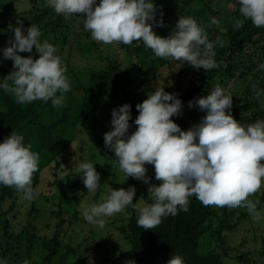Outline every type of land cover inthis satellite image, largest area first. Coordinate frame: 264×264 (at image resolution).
<instances>
[{
    "label": "clouds",
    "instance_id": "clouds-1",
    "mask_svg": "<svg viewBox=\"0 0 264 264\" xmlns=\"http://www.w3.org/2000/svg\"><path fill=\"white\" fill-rule=\"evenodd\" d=\"M239 12L257 28H264V0H237ZM57 15L66 20H83L91 39L103 44L131 45L142 41L159 58L184 61L196 70L207 72L219 67L214 48L223 41L210 42L205 25L191 17L180 16L167 37L156 35L153 29L155 11L153 0H47ZM74 14H83L77 19ZM163 26L162 21L155 22ZM209 25L219 27L215 17ZM243 27L240 20L234 29ZM14 39L2 51L13 62L11 86L0 83V89L14 95L18 104L40 100L51 101L53 107L64 104L65 93L71 91L67 68L56 55L57 48L35 25L27 29L14 28ZM35 46L39 58H23L17 53H31ZM264 70V64L259 65ZM6 77V78H7ZM4 80V79H2ZM257 96L264 89L253 85ZM232 98L219 84L206 95L195 100L200 112L206 113L198 124L182 131L171 117L181 111V100L174 94L156 87L147 98L136 105L139 113L129 134L132 119L130 105L124 104L111 112L112 130L103 136L104 146L113 152L120 170L129 177L149 185L152 202L139 209L137 224L145 230L158 226L162 219L179 211L187 212L189 198L195 196L204 206L245 208L253 220H264V208L259 200H252L264 185V120L243 126L232 117ZM189 108L193 101H189ZM39 153L32 151L24 137L12 131L0 143V185L14 187L26 201L36 198L32 187L33 174L38 171ZM154 167L159 186L152 185L146 176L145 165ZM75 171L81 177L87 195H95L101 187L100 175L91 162H81ZM134 187L114 190L107 186V194L99 203L82 211L84 219L103 229L105 218L121 213L128 206L135 208ZM0 264H6L0 259ZM24 264H29L28 260ZM133 264V262H129ZM167 264H184L180 255H172Z\"/></svg>",
    "mask_w": 264,
    "mask_h": 264
},
{
    "label": "rangeland",
    "instance_id": "rangeland-1",
    "mask_svg": "<svg viewBox=\"0 0 264 264\" xmlns=\"http://www.w3.org/2000/svg\"><path fill=\"white\" fill-rule=\"evenodd\" d=\"M98 3L99 0H97ZM8 4L12 13L20 15L21 25L25 26V29L31 25L37 26L41 32V41L47 40L57 48L56 55L61 58L62 64L67 68L66 76L71 83V91L64 94L63 104V109L68 108L69 119H73L80 112L78 103L83 98L82 87L89 84V75L92 72L105 70L109 56L118 57L122 79L120 87L129 93L131 98L142 94L146 99L148 93L154 91L156 87H160L181 100L180 113L170 119H179L176 124L182 131H187L190 127L198 124L200 119L206 115L198 110L195 103L192 108H189L188 103L180 98L187 92L190 84L184 80L179 85L177 81L179 70L176 69L172 72L165 66L159 69L157 76H147L143 79L139 71L145 69V66L135 55L122 51L121 44H103L91 39L90 33L84 29L83 20H66L63 15H57L48 6L47 0H0V12H4V7ZM238 6L240 5L237 0L156 1L160 16L170 15V20L175 23L182 15L191 16L198 23L205 25V31L211 29L213 36L219 37L218 39L223 41V47H227L228 38L227 27L225 21L222 20L229 15H234ZM74 15L77 19L85 18L83 14ZM35 16L41 19L35 21ZM212 17L220 21L219 27L209 25L208 22ZM2 24V17H0V26ZM7 46V43H3L0 50ZM225 55L227 54L225 53ZM0 56L4 70L12 67L13 62L3 57L2 51H0ZM29 56L34 60L39 58L35 46H33V51L28 54ZM13 71H15L14 68L10 69L5 76V81L11 84L12 79L7 76ZM1 75L0 71V81ZM238 75L237 71L235 78H231L227 82L225 89L233 96L232 117L241 123L239 119L249 118L254 111L264 110V93H261L257 98L247 96V88L250 86V80H253V74H249L246 79L239 78ZM251 88L254 93L253 87ZM120 98L121 94L114 104L107 108L105 114H110L115 108L123 106ZM32 103L45 105L51 102L50 100L48 102L37 100ZM248 103L250 107L245 108L244 106ZM36 109L38 112L41 110L38 106ZM63 109L56 107L51 111L49 118L43 117L40 122L47 125L49 122L57 121L62 117ZM83 119L84 116L78 118L74 128L61 138L62 152L57 159L40 171V180L35 189L36 198L26 201L23 196L19 197L15 209L7 215L11 231L16 234L23 233L24 237L11 247L4 246L5 252L2 256L0 255V259H4L6 264H24L25 260H28L29 264H43V257L48 254L45 245L51 241L57 231H59V243L54 244L52 241L50 243L55 245L58 253L50 264H60V260H63L64 264H129V262L138 264L136 258L131 254V243L119 230L123 229L125 233L132 214L131 210L126 208L121 213L106 217L103 229L88 223L82 215L85 207L101 201V197L107 194V186L114 190L121 188L126 190L128 187H132L131 177L126 178L120 170L118 162L102 154L108 150L104 146L103 136L112 130V126L107 129V120L102 119L93 130L96 141L101 144L103 150L101 151L91 142L89 134L82 125ZM30 125L28 129L33 127ZM32 129L33 131L30 130L28 133L34 134L35 137L36 131L34 128ZM134 131L135 128L130 125L129 134ZM81 162L93 163L95 170L100 175L99 184L101 187L94 196L87 195V189L75 171ZM145 167L146 174H149L148 178L152 181L155 178L152 177L155 176L154 167L147 164ZM60 185L64 187L61 188ZM263 190L264 185L249 198L254 201L259 200L257 196ZM10 204V200H4L0 195V214L6 211ZM145 204V201L139 199L135 205L134 213L139 215V209ZM218 208L220 207L210 206L213 211ZM234 209L235 213L229 220H232V224H236L235 228L225 233L226 247L229 251L226 254H223L222 250H216V252L222 254L223 264H264V220L259 222L253 220L246 214L245 208ZM227 210L231 213L233 208H227ZM60 221H63V226L61 229H57L56 225ZM221 221H223V217L219 212L218 216L212 220V231L206 234L207 240L200 242L203 252L210 250L216 243L214 231L219 227ZM28 224L34 226L35 231L29 229L22 232V228ZM30 235H34V238L27 239Z\"/></svg>",
    "mask_w": 264,
    "mask_h": 264
},
{
    "label": "trees",
    "instance_id": "trees-1",
    "mask_svg": "<svg viewBox=\"0 0 264 264\" xmlns=\"http://www.w3.org/2000/svg\"><path fill=\"white\" fill-rule=\"evenodd\" d=\"M156 1L153 0L155 4ZM239 7H237L234 15H229L222 20L225 21L227 27L228 45L227 47L217 45L214 48L216 53L214 59L219 67L207 72H204L202 69L196 70L182 60L175 61L172 58L162 59L156 57L150 49L140 43L141 41H134L131 45L121 44L120 47L122 51L131 53L138 60H141L145 69H141L139 74L143 79L147 76H157L161 67L167 66L172 72L176 69L179 70L177 73L179 85L184 80L190 84L187 92L180 96L187 103L193 101L194 104L196 99L206 97L217 84L225 88L227 82L231 78H235L237 71L239 72L238 77L242 79H246L251 73L253 74V80H250V86L247 88V96L257 98L256 91L252 93L251 87L256 85L258 88L264 89V70L259 69V65L264 64V28H257L250 20L244 19L239 12ZM4 10V12H0L3 23L0 26V48L3 43H7L10 46L8 42L14 39L12 30L18 26H22L20 15L12 13L9 4L4 7ZM155 14L157 20L162 21L163 25H165L164 36L160 37H167L173 31L176 23L170 20V15L160 16L157 7ZM34 19L38 21L41 18L35 16ZM236 20H240L243 23V27L239 30L234 29ZM206 32L208 33L210 42L219 40V37L213 36L214 34H212L211 29H207ZM28 54L18 53L23 58H27ZM11 66L8 70H4L0 56V71L2 72L0 83H8L11 86L10 82L5 81L6 74L10 69H13V64ZM121 80L118 57L112 58L109 56L107 68L92 72L89 75V84L82 87L83 98L78 103L80 112L73 119H69L68 108L63 109V105L60 107L63 109L62 117L57 121L49 122L47 125L40 121L43 117L49 118L51 111L56 108L53 107L52 103L45 105L40 103L18 104L13 94L10 92L6 93L0 89V143L3 142L5 137L10 136L13 131L24 137V143L26 145L30 144L32 151L39 153V168L32 178L34 191L40 180V171L57 159L62 152L61 138L74 128L76 121L81 116H84L82 125L89 134L91 142L103 151L101 144L95 139L93 130L102 119L107 120H105L107 122L106 127L109 129L111 126V113L105 114V111L109 106L114 104L121 94L120 101L122 104H129L131 106L130 115L132 119L129 121V124L136 128L134 120L139 114L136 110V105L142 103L145 99L142 94L131 98L129 93L120 87ZM36 106L41 108L40 112H38ZM244 107L249 108V103ZM172 120L174 123L179 122V119ZM258 120H264V110L254 111L249 118L239 119L243 124H253ZM29 125L33 126L32 128L36 131L35 137L34 134L30 135L28 133L30 130L33 131L32 128L28 129ZM102 154L116 160L114 153L109 150L102 152ZM146 176L147 178L150 177L149 174H146ZM131 179L132 187L136 188L133 203L136 205L137 201L142 199L146 204H150L152 200L148 194L149 185L140 180ZM150 183L159 186L160 182L153 178ZM60 187L63 188L64 186L60 185ZM0 195L2 199L11 201L10 207L0 214V255L2 256L5 252L4 246L11 247L20 242L24 237L23 233L16 234L13 233L14 231H11L9 219L6 218L15 209L18 198L23 196V194L18 192L14 187L0 185ZM257 197L261 202L258 207L263 208L264 190ZM189 201L187 212L179 211L175 216L169 215L163 218L158 226L150 230L139 227L137 224L139 215L134 213L135 208L132 206L127 207L131 210L132 214L128 220L125 233L123 229L119 230L125 235L126 240L131 243V254L136 258L138 264H167V261L173 254L182 256L184 264H223L222 254L217 253L216 250H222L223 254L229 251L226 247L225 233L235 228L236 224H232V220H229L233 217L235 209L233 208L234 211L232 210L231 213L228 212L227 207L218 208V210L213 211L210 209V206L202 205L195 196L190 197ZM219 212L222 214L223 221L219 223V227L214 231L215 246L213 245L210 250L203 252L200 242L207 240L208 236L206 234L212 231V220L218 216ZM246 214L250 216L248 212ZM62 226L63 221H60L56 225V228L61 229ZM29 229L35 231V227L28 224L22 228V232ZM211 235L213 236L212 233ZM33 238L34 235H30L27 239ZM51 241L54 244L59 243V231L56 232ZM50 242L45 245V250H47L48 254L43 257V264H50L53 257L58 253L55 245H51ZM60 264H64V261L60 260Z\"/></svg>",
    "mask_w": 264,
    "mask_h": 264
},
{
    "label": "built area",
    "instance_id": "built-area-1",
    "mask_svg": "<svg viewBox=\"0 0 264 264\" xmlns=\"http://www.w3.org/2000/svg\"><path fill=\"white\" fill-rule=\"evenodd\" d=\"M153 3H154V6L156 8L155 2H153ZM155 22H160V21L157 20L156 14H155ZM155 22H153V29L152 30L156 33V35H158V36H164V33H165V25H163V26H156V23ZM160 29H162V30L159 31ZM140 43L143 44L142 41Z\"/></svg>",
    "mask_w": 264,
    "mask_h": 264
}]
</instances>
